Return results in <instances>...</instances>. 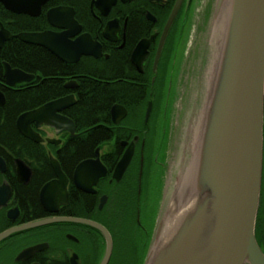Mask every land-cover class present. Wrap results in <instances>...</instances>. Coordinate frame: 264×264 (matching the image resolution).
Returning a JSON list of instances; mask_svg holds the SVG:
<instances>
[{
    "label": "flooded vegetation",
    "instance_id": "1",
    "mask_svg": "<svg viewBox=\"0 0 264 264\" xmlns=\"http://www.w3.org/2000/svg\"><path fill=\"white\" fill-rule=\"evenodd\" d=\"M19 2L16 1L13 7ZM213 4L214 0H115L114 4L112 0H46L41 5L40 13L32 16L15 12L12 4L0 3V31L6 30L12 36L0 44V92L6 101L9 90L17 92L38 88L33 81L40 79L43 82L44 78L14 67L6 60L14 47L21 48L23 44L35 46L17 38L19 34L47 31L68 33L70 41L90 36L91 41L99 44L102 50L99 58L82 55L77 62L67 63L47 49L35 46L53 59L56 90H62V95L36 109L62 98L73 97L74 102L59 115L74 123V132H58L46 124H31L44 140L37 144L45 148L49 166L34 164L26 156L25 139L28 138L17 125L24 113L17 117L15 123L18 134L14 139L18 144H11L9 148L0 145V264H145L152 236L142 217L151 201L157 175L155 148L152 157L148 147V142L155 136V121L161 110L156 101L164 93L171 95L174 88L180 91L186 87V77L198 60L201 46L199 35L209 20ZM54 10L58 12L50 22L48 13ZM183 44L186 55L177 71L178 84L174 85V63ZM7 64L34 78L14 86L8 85L5 78ZM89 81L100 83L104 91L130 87L140 93V97L134 95L136 104L124 98H110L107 104L101 106L104 111L102 117L83 131L78 128L74 114L78 111L79 94ZM6 101L0 108L6 105ZM115 106L126 111L118 123L114 121ZM119 116L120 112L116 114L117 118ZM160 116L158 132L162 133V125L166 121L164 109ZM97 128H100L99 132L95 131ZM49 140L52 142L49 143ZM74 140H98L104 143L93 153L86 151L83 157L76 159L72 146ZM131 143H134V151L130 165L117 180V166ZM52 157L60 164L67 189L66 199L54 196L56 200H67V204L57 212L47 210L42 202L43 188L59 180L51 163ZM98 158L106 168V176L100 178L93 192H86L75 183L76 169L82 162ZM19 162H24L30 172L19 171ZM91 202L96 206L98 216L97 213L92 216L76 213V204L88 208ZM114 204L119 206L117 210ZM116 211L120 214H114ZM104 215L108 218L104 219ZM114 215L120 220L124 216L133 226L123 228L126 222L122 220L114 230L110 218ZM134 215L137 218L135 221ZM58 219L94 222L105 232L74 220L58 222ZM130 229L135 230L136 234L128 235ZM256 229L257 241L264 252V146ZM109 249L110 255L107 257Z\"/></svg>",
    "mask_w": 264,
    "mask_h": 264
},
{
    "label": "water",
    "instance_id": "2",
    "mask_svg": "<svg viewBox=\"0 0 264 264\" xmlns=\"http://www.w3.org/2000/svg\"><path fill=\"white\" fill-rule=\"evenodd\" d=\"M16 1L20 0H0V3L12 4V10L17 13L35 16L46 0H21L13 7ZM57 12L48 13L50 22ZM208 23L206 41L198 55L197 73L200 67H203L202 71L206 69V74L210 73V66L212 69L204 109L199 117L201 121L192 126L194 156L186 171L179 173V181L168 180L170 199L164 203L158 217L145 264H264V252L256 237L264 146V0H214ZM11 37L9 32L1 30L0 44ZM68 37V33L51 31L17 36L27 44L47 49L67 63L77 62L82 55L101 56V46L92 42L90 36L77 41H70ZM213 52L215 58L212 61ZM5 78L8 85L14 86L30 81L34 76L7 64ZM5 101L0 92V107ZM72 102L73 97H66L26 112L18 119V129L34 143L44 140L32 129V123L46 124L58 132L67 130L73 133L74 123L59 115ZM118 112L120 116L117 118ZM113 114L115 123H118L126 111L115 106ZM133 151L134 143H131L117 166V180L130 165ZM51 163L59 180L43 188L42 202L47 210L57 212L67 204V200L54 197L67 198L66 179L59 162L52 157ZM174 167L178 168L176 162ZM18 170L30 172L24 162H19ZM105 176L106 168L98 158L82 162L74 179L78 188L93 192V187ZM177 189L178 195L175 196ZM179 194L187 195V204L192 199L198 202L167 240L166 227L171 211L182 199ZM70 220L105 232L97 223L86 220L57 221ZM205 227L208 235L203 248Z\"/></svg>",
    "mask_w": 264,
    "mask_h": 264
},
{
    "label": "rangeland",
    "instance_id": "3",
    "mask_svg": "<svg viewBox=\"0 0 264 264\" xmlns=\"http://www.w3.org/2000/svg\"><path fill=\"white\" fill-rule=\"evenodd\" d=\"M211 11L212 8L210 9V12ZM208 25L209 23L207 21L205 26L202 27L203 33L199 35V40L201 41L200 48L204 46L206 41ZM185 53V45L183 44L180 49L179 58L174 63L176 73L172 76L174 85L178 84L179 73L177 71H179L180 65L185 58ZM214 58L215 53L213 52L211 60L213 61ZM197 68L198 67L196 63L192 68L191 74L186 77V87L181 88L180 91L174 88L171 95L164 93L160 100L156 101V105L160 104L161 106L159 114H161V111L164 109L166 113V121L164 122L165 125H162L163 132H158L161 116L159 117V114L157 115L155 121V136L151 141L148 142V147L151 149L150 152L152 157L154 155L155 148L154 164L157 167L154 188L151 191V201L147 204L146 212L142 217L143 224L149 231V234L152 236L150 244H152L157 227L158 217L161 215L164 203L170 199L169 191L171 185L169 184V181H171V179L173 180V183L179 181V173L181 171H186V167L190 164L194 156V138L191 142L192 126L195 123L198 124V122L201 121L199 117L200 114L202 115V111L204 109L203 102L207 97L206 91L208 87V78L210 76L212 66H210L209 69L210 73L208 71L209 74H206V69L202 71L203 67H200V72L197 73ZM175 162L177 163L178 168H173ZM118 207L119 206L114 204L115 210H117ZM125 207L128 208V206ZM114 214L119 215L120 212L116 211ZM105 218L108 217H105L104 215V219ZM110 218L113 222L114 230L116 229V224H119V222L122 220L123 222H126L123 225V228L129 229L133 226L132 223L128 221V219L124 218V216L121 220L115 215L114 217ZM135 220H137L136 216L134 217V221ZM128 231V235L136 234V231L133 229ZM123 246H125V240Z\"/></svg>",
    "mask_w": 264,
    "mask_h": 264
},
{
    "label": "trees",
    "instance_id": "4",
    "mask_svg": "<svg viewBox=\"0 0 264 264\" xmlns=\"http://www.w3.org/2000/svg\"><path fill=\"white\" fill-rule=\"evenodd\" d=\"M46 54L48 53L38 47L23 44L21 48L19 46L14 47L10 55L6 57V60L14 67L16 66L29 73L40 74L44 77L42 79L43 82L40 79L33 81V84L38 86V88H26V90L17 92L9 90L6 93V105L0 108V145H5L6 148L11 147V144H18L14 138L18 134L15 123L19 115L32 111L62 95L60 93L62 91L61 89L56 90L53 59L49 54V56ZM59 84L62 85V83ZM136 94L140 97V93H136L130 87H123L121 89H115L114 91H104L101 89L100 83L93 81L87 82L86 87L79 94V107H77L78 111L76 110L74 114L78 128L84 131L86 128L92 126L93 121L100 118V116L102 117L104 111L101 106H103L102 104H107L110 98H124L128 101H134V104H136L137 102L134 96ZM95 131L99 132L100 128H97ZM25 142L24 151L28 159L32 160L34 164L38 163V165L49 166L45 148L28 139H25ZM103 143L98 140H91L90 142L74 140L72 145L75 152L74 156H77V159L78 157H83L82 154L86 153V151L93 153ZM89 206L86 208L85 205L76 204V213L81 215H95L97 213L96 206L92 202Z\"/></svg>",
    "mask_w": 264,
    "mask_h": 264
},
{
    "label": "bare ground",
    "instance_id": "5",
    "mask_svg": "<svg viewBox=\"0 0 264 264\" xmlns=\"http://www.w3.org/2000/svg\"><path fill=\"white\" fill-rule=\"evenodd\" d=\"M181 186H179L180 189ZM175 192V196L178 195V190ZM181 196V200L179 202L178 207L173 209L171 211V217L169 219L168 225L166 227V236L165 238L167 240L171 239V236L175 233L177 227L179 224L182 222V220L191 212H193V208L195 207V204L198 202L196 199H192L189 204L186 203V194H179ZM182 201V202H181ZM208 231L207 228L205 227L202 233V244L201 247L205 248L206 246V239H207ZM202 248V249H203Z\"/></svg>",
    "mask_w": 264,
    "mask_h": 264
}]
</instances>
